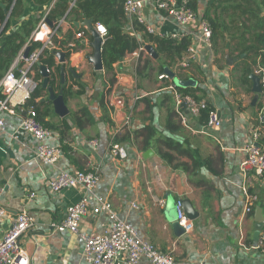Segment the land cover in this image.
<instances>
[{
  "label": "crops",
  "instance_id": "crops-1",
  "mask_svg": "<svg viewBox=\"0 0 264 264\" xmlns=\"http://www.w3.org/2000/svg\"><path fill=\"white\" fill-rule=\"evenodd\" d=\"M28 1L32 9L26 6L19 16L12 17L7 32L19 29L37 9H44L45 17L52 5L51 1L36 9L33 0ZM196 2L197 18L182 26L145 2L143 16L153 28L152 35L167 37L178 32L189 38L193 52L184 51L175 64H168L157 52V57L139 49L134 54L135 49L114 62L112 70L95 69L90 60L94 53L91 29L76 25L82 17L74 18V14L64 19L56 36L59 41L67 39V45L61 49L52 42L48 49H54L57 66L51 68V85L56 94L62 88L65 112L56 110L47 90L37 98L43 102L42 121L52 132L44 141L61 149L56 163L35 160L36 140L19 130L24 108L0 112L4 124V130L0 129V205L6 210L0 220V238L16 213L26 209L34 223L20 243L30 264H88L79 234L50 226L65 219L67 206L77 202L82 193L72 187L53 192L48 182L62 170L73 169H95L99 174L96 198L89 202V212L78 225L82 233H100L108 226L101 199L109 202L111 210L131 224L141 239L170 252L182 264H264L262 251L251 247L264 231L263 225L254 239V225L259 217L264 219V186L261 180L252 182L250 191L256 193L257 200L244 212L238 169L250 140L249 127L256 122L264 100L260 93L255 105L250 104L254 95L250 75L259 77L257 70L264 66L250 65V73L241 77L237 63L244 53L238 55L229 32L224 31V37L212 44L203 39L199 27L205 12L212 18L219 13V4L215 10L214 0ZM81 26L88 32L78 38L75 32ZM140 26L126 17L124 30L136 36L140 47L151 44L155 49L149 33ZM56 51H62L65 58L64 84L60 83ZM183 58L188 61L185 67L180 63ZM167 70L175 78L194 80L195 85L186 88L219 111V129L205 127L201 114L189 116L188 127L180 122L167 87L174 79L159 78ZM12 132L18 133L17 139L11 137ZM260 143L264 146V124ZM111 144L122 146L125 156L113 155ZM29 192H35L34 197L28 199ZM178 199L186 201L192 212V229L180 234L172 226ZM139 264L148 261L142 258Z\"/></svg>",
  "mask_w": 264,
  "mask_h": 264
},
{
  "label": "built area",
  "instance_id": "built-area-1",
  "mask_svg": "<svg viewBox=\"0 0 264 264\" xmlns=\"http://www.w3.org/2000/svg\"><path fill=\"white\" fill-rule=\"evenodd\" d=\"M124 15L144 26V30L153 34V28L145 23L143 9L145 2L149 1L152 7L158 11L171 16L176 25L182 26L197 18L196 10L190 5V0H121ZM55 0H52V4ZM75 6V0H71L68 11ZM67 11V12H68ZM66 17L52 22L48 25L45 17L42 18L36 29L31 33L32 41H39L41 48H35L24 54L26 44L14 57L12 63L0 78V112L6 111L15 113L17 108H24L21 114L19 130L31 135L37 142L34 148V158L39 163L54 164L61 156V149L57 145H49L44 140L51 135V130L44 125L37 116L36 108L26 104L27 99L41 82V78L35 77V66L39 61L42 47H49L52 43L51 36L56 32L59 25ZM80 25V24H79ZM78 25V26H79ZM95 32L102 38V42L107 33L106 27L100 22L92 26ZM199 27L206 42H210L211 27L208 20L202 18ZM86 28V27H85ZM85 31L76 30L75 36L84 37ZM182 36L178 32H173L170 37L180 39ZM29 47V46H28ZM144 50L143 47L137 48L133 53ZM193 52V48L188 44L185 52ZM181 66L188 65L184 58ZM261 93L264 95V69L257 70ZM159 78H171L166 73L159 75ZM175 100V108L180 122L188 127L189 116H199L205 113V127L211 130L219 129L221 118L219 111L209 105L204 98H196L189 94H182L177 90L174 83L170 82L167 86ZM258 109L256 122L249 127V142L244 146L245 156L239 163L238 169L242 176L240 190L244 199V212H248L249 206L257 200L256 193L251 192L250 188L254 180H261L264 186V146L260 143V128L264 124V100ZM182 105L185 107L183 108ZM185 109V111H184ZM0 129L4 130L3 121L0 119ZM11 137L17 139L18 133L12 132ZM96 141L93 140V143ZM110 152L120 157L125 156V150L119 144H111ZM99 180L97 170L73 169L71 171L62 170L57 176L50 179L48 185L53 192H58L66 187L79 188L81 190L80 199L67 206L66 217L61 222L50 224L53 230L79 234L83 240V258L88 264H139L142 258L148 264H182L167 251L162 250L148 240L141 239L137 230L129 223L120 219L111 210V204L99 199L101 208L107 212L109 224L103 232L82 233L78 225L83 216L89 212V202L96 198L94 188ZM35 192L26 194L28 199L34 197ZM135 206V204H133ZM176 220L185 230L192 229V222L183 210L182 199H178L175 204ZM6 214V210L0 205V220ZM34 223L33 217L22 209L11 219L9 227L0 238V264H30V259L21 246V238L26 234ZM251 247L259 249L264 254V231L259 239ZM197 264H203L201 262Z\"/></svg>",
  "mask_w": 264,
  "mask_h": 264
},
{
  "label": "trees",
  "instance_id": "trees-1",
  "mask_svg": "<svg viewBox=\"0 0 264 264\" xmlns=\"http://www.w3.org/2000/svg\"><path fill=\"white\" fill-rule=\"evenodd\" d=\"M51 1L33 0L35 4L40 6L50 5ZM70 1L55 0L49 6L45 19L56 22L63 17L74 14V18L90 19L91 24L96 22L104 24L107 33L101 46V59L106 71L112 70L113 63L125 53L140 47V41L136 36L124 30L126 16L122 9L121 0H75V6L68 11ZM216 3L219 4L218 14H215L213 18L208 15V12L203 14V18L208 19L211 27L210 42L215 44L217 39L224 37V31L229 32L231 42H234V48L238 50V55L244 53V56L237 63V66L242 71L241 77L250 73L248 70L250 65L264 66V15L260 16L262 6L264 7V0H214L212 7L215 10H217ZM190 5L196 10V0H190ZM22 11L23 0H0V78L12 63L16 54L26 44L29 46V51L41 48L39 41L30 39V34L37 23V17L35 20L30 18L23 21L19 29L7 32L10 18L19 16ZM7 12H10V14L3 25ZM223 15L228 18L227 22ZM138 25L140 26V24ZM80 29L86 33L88 32V29L84 26H81ZM51 39L53 44L61 49L68 43L67 39L59 41L56 32L51 36ZM148 40L155 45V51L163 55L168 64H175L190 42L185 35L176 40L170 36L149 34ZM39 61L46 65L50 72L52 67L57 68L54 59V49L49 50L47 47H42ZM158 69L161 71V67ZM177 69L180 68L177 67ZM35 77L37 79L41 78L37 66H35ZM243 81L247 82L248 80L243 78ZM52 82L53 80H50V83ZM177 89L182 94L196 97L186 87H177ZM42 91L43 88L40 82L27 99L26 104L33 105L36 108L38 119L43 123L41 116L43 110L42 112L40 111V105L43 102L37 101V98L42 95ZM205 116L203 112L201 120H204Z\"/></svg>",
  "mask_w": 264,
  "mask_h": 264
},
{
  "label": "water",
  "instance_id": "water-1",
  "mask_svg": "<svg viewBox=\"0 0 264 264\" xmlns=\"http://www.w3.org/2000/svg\"><path fill=\"white\" fill-rule=\"evenodd\" d=\"M263 11H264V7H263ZM10 12H8V14L6 15V18L3 22V25L6 23L8 17H9ZM46 22L48 23V25L52 26V22L46 19ZM84 25L86 26L88 29H91V33L93 35V41L91 42V44L94 47V53L90 56V60L91 62L94 64L95 69H102L103 64H102V59H101V46H102V38L95 32L94 28L92 27L91 21L88 18H84L81 22H75L76 25ZM2 25V26H3ZM144 50L150 54L153 57H157L158 54L156 53L155 49L153 48V46L151 44H145L143 46ZM29 51V47L26 46L24 49V54L27 55ZM56 57L58 58V61L61 63L59 66V75H60V83L64 84V78H63V73H64V54L62 51H56L55 52ZM229 63H232V60L228 61ZM38 69H39V73L42 76V80H41V86L43 89L48 91V98L50 100H52L55 105H56V110L58 112H60L61 114H63L65 112V107L62 101V88H60L58 94H56L54 92V89L50 83V69H48V67L42 63H38ZM70 71L72 73H74V70L72 68H70ZM167 74L168 76H170L171 78L174 79V83L176 86L179 87H187V86H194L195 82L192 79H178L174 77V74L170 71L167 70ZM250 78L252 79V92L254 93L253 98L250 102L251 105H255L259 94L261 93V87H260V82H259V77L251 74ZM182 107L184 108L185 106L182 105ZM147 152L150 151L146 150ZM182 204H183V210L185 211L186 215L189 218H192V212H191V207L189 204H187L186 201L182 200ZM264 225V219L262 217H259L257 219V222L254 225V239L257 240L258 239V235L260 230L263 228ZM174 231L177 234H180L184 231V229L178 224L177 220H174V223L172 224Z\"/></svg>",
  "mask_w": 264,
  "mask_h": 264
},
{
  "label": "rangeland",
  "instance_id": "rangeland-1",
  "mask_svg": "<svg viewBox=\"0 0 264 264\" xmlns=\"http://www.w3.org/2000/svg\"><path fill=\"white\" fill-rule=\"evenodd\" d=\"M28 7V9H32L31 7V4L29 3V1L28 0H23V9H24V7ZM35 8L37 9L38 7H40V5H37V4H35ZM34 10V9H33ZM35 14H33V15H31V18L32 19H36V17H37V23H36V25H38L39 23H40V21L42 20V18L44 17V13H45V11H44V9H37V10H35ZM8 14V12L6 13V15ZM12 18V17H11ZM11 18H10V20H11ZM35 28V27H34ZM36 29V28H35Z\"/></svg>",
  "mask_w": 264,
  "mask_h": 264
}]
</instances>
